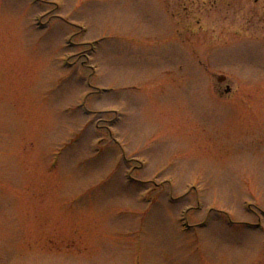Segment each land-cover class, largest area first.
I'll list each match as a JSON object with an SVG mask.
<instances>
[{
	"label": "rangeland",
	"instance_id": "1",
	"mask_svg": "<svg viewBox=\"0 0 264 264\" xmlns=\"http://www.w3.org/2000/svg\"><path fill=\"white\" fill-rule=\"evenodd\" d=\"M0 264H264V0H0Z\"/></svg>",
	"mask_w": 264,
	"mask_h": 264
}]
</instances>
